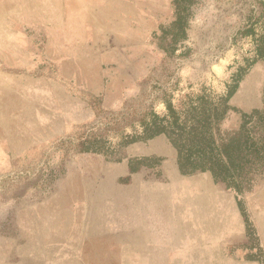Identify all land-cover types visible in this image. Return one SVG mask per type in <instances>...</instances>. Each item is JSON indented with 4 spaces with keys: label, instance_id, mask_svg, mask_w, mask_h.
<instances>
[{
    "label": "rangeland",
    "instance_id": "rangeland-1",
    "mask_svg": "<svg viewBox=\"0 0 264 264\" xmlns=\"http://www.w3.org/2000/svg\"><path fill=\"white\" fill-rule=\"evenodd\" d=\"M171 2L0 0V264H264V173L238 191L209 171L182 174L165 135L125 145L133 128H102L120 111L152 105L164 115V95L177 106L224 95L239 67L237 110L222 129L262 108L264 0H195L186 39L167 54ZM99 135L102 152L77 150ZM203 173L233 202L245 234L238 242L230 225L228 245L196 263L166 256L156 225L141 227L155 214L141 212L170 206L182 219L177 178ZM140 181L160 200H144Z\"/></svg>",
    "mask_w": 264,
    "mask_h": 264
},
{
    "label": "trees",
    "instance_id": "trees-1",
    "mask_svg": "<svg viewBox=\"0 0 264 264\" xmlns=\"http://www.w3.org/2000/svg\"><path fill=\"white\" fill-rule=\"evenodd\" d=\"M195 0H172L175 18L171 22L169 39L160 45L167 54H174L177 45L186 39L189 24V10ZM254 34L253 27L244 31ZM262 45L257 44L258 57L264 56ZM161 44V43H160ZM257 61L253 59L252 63ZM246 73V67H239L228 83L224 95L212 94L189 96L181 106L174 104L164 95L167 112L158 114L151 105L140 112L123 111L111 117L105 128L108 132L123 133L131 127L133 134H126L124 144L148 140L160 135L167 136L177 151V163L182 174L209 171L216 181L226 182L238 191L243 183L246 187L254 182L255 175L264 173V101L261 109L242 113L238 128L222 129V122L230 111L237 110L231 99ZM140 126V131H136ZM100 128V127H98ZM105 140L100 136L78 143L79 151L102 152ZM131 170H137L131 165Z\"/></svg>",
    "mask_w": 264,
    "mask_h": 264
},
{
    "label": "crops",
    "instance_id": "crops-1",
    "mask_svg": "<svg viewBox=\"0 0 264 264\" xmlns=\"http://www.w3.org/2000/svg\"><path fill=\"white\" fill-rule=\"evenodd\" d=\"M180 176L182 175L179 174L177 182L184 185H178L183 190L178 204L183 206V221L177 219L179 212H176V208L172 210L173 207L170 206L162 208L155 204L156 209L149 210L147 207L141 212V218L148 217L150 214H155L157 218L154 221L155 224L148 223L149 218H146V222H141V227L144 228L147 227L146 225H156L157 248L164 250L166 256H172L174 259H193L196 263L197 258L213 257V251H221L223 242L228 245L230 225L234 228L233 233L240 236L238 242H241V236L245 234L244 222L239 218L238 210L233 202H230L225 195L223 196L222 192L216 191L213 179L203 173L198 178L193 177L186 183H182ZM133 181L135 179L132 177V183ZM135 183L139 182L135 181ZM147 184L149 182L140 181L139 185L144 200L159 201L161 191L149 189ZM130 188L133 192V185ZM178 196L174 197L178 198ZM165 210L171 211L164 214ZM166 217L167 222L162 220ZM245 263L241 261V264Z\"/></svg>",
    "mask_w": 264,
    "mask_h": 264
}]
</instances>
